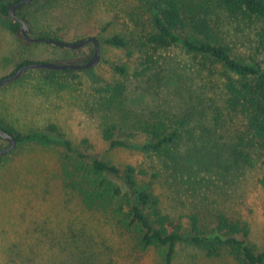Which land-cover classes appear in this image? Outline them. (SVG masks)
Instances as JSON below:
<instances>
[{
	"label": "rangeland",
	"instance_id": "rangeland-1",
	"mask_svg": "<svg viewBox=\"0 0 264 264\" xmlns=\"http://www.w3.org/2000/svg\"><path fill=\"white\" fill-rule=\"evenodd\" d=\"M48 1L39 0L23 10L31 19L33 37L49 27L65 42L94 37L100 41V57L91 70H71L73 73L67 74L29 69L0 87V117L5 124L22 136L35 135L0 156V264H160L155 250L130 256L123 238L110 223H101L100 232H95L89 248L76 247L65 239L69 223L85 221L89 229H94L97 221L81 211L75 200L64 196L62 138L45 131L49 124H55L63 139L82 152L81 141L87 139L92 147L91 158L109 160L119 166L141 165L146 161V153L140 149L109 148L99 134L100 116L84 96L95 80L111 79L107 63L133 65L134 60L127 57L125 50L102 41L114 34L129 36L136 32L130 17L140 18L142 11L135 0H57L53 1V7L45 9ZM34 17L38 20L32 23ZM219 18L221 29L239 46L240 54L248 53L253 44L248 24L223 13H219ZM10 20V17L0 19V79L8 77L26 60L77 64L92 49L91 44L70 50L22 42L20 35L9 29ZM63 26L65 29L60 31ZM164 57L165 60L162 57L158 60L165 64L160 91L147 93L133 86L128 94L131 104L179 110L187 101L200 97L205 102L203 117H207L203 126H190L191 132L179 149L176 169L167 171L155 184L162 208L174 217H184L185 223V216L190 213L208 220L217 213L239 218L248 225V242L261 250L264 168L259 163L244 166L230 161L225 145L231 128L209 123L214 109L225 113L221 108V78L206 72L197 75V65L178 48ZM179 76L186 80L183 87L175 84ZM139 86L143 88L145 84ZM43 136L46 138L42 139ZM0 145L6 147L7 143L0 140ZM207 247V243L194 245L186 240L178 245L173 264H237L225 252L216 258L207 257Z\"/></svg>",
	"mask_w": 264,
	"mask_h": 264
},
{
	"label": "trees",
	"instance_id": "trees-1",
	"mask_svg": "<svg viewBox=\"0 0 264 264\" xmlns=\"http://www.w3.org/2000/svg\"><path fill=\"white\" fill-rule=\"evenodd\" d=\"M20 1L0 0V19L10 17L8 9ZM53 1L57 0H49L45 9L53 7ZM38 2L33 0L16 13L26 21L32 37L31 19L23 10ZM135 3L143 14L140 18L130 17L137 31L129 36L114 34L102 41L125 50L127 57L134 60L133 65L107 63L111 79L95 80L84 91V96L100 116L99 134L109 148L140 149L146 153V161L141 165L119 166L109 160L91 158L92 147L87 139L81 141L83 152L79 151L73 148L71 141L63 139L55 124H49L45 131L62 138L64 196L75 200L81 211L88 212L97 221L94 229H89L85 221L69 223L65 239L76 247L89 248L103 222L110 223L123 238L125 250L132 257L155 250L160 264H173L178 245L187 240L194 245L207 243L206 255L210 258L225 252L237 264H264V242L261 250L248 242L249 229L245 221L223 213L209 220L190 213L185 216V223L184 217H174L164 210L157 195L155 184L167 171L176 169L179 149L191 132L190 126H203L207 117H203L204 101L195 97L177 110L132 105L128 95L133 86L147 93L159 92L165 64L158 60L161 57L165 60L164 54L172 49H180L197 65V75L206 72L221 78V108L225 113L214 109L209 123L231 128L225 145L228 159L237 165L259 163L264 168V0H135ZM219 13L248 24L253 38L248 53L240 54L239 46L221 29ZM10 19L9 29L20 35V25ZM37 20L34 17L32 23ZM50 28L40 30L35 37L65 42ZM62 29L65 27L59 30ZM20 39L24 42L21 35ZM92 53L93 48L88 57L77 64L85 63ZM30 63L36 62L23 61L10 75ZM62 72L73 73L71 70ZM175 81L181 87L186 82L181 76ZM140 84L145 86L140 88ZM194 118L201 119L195 121ZM0 128L17 143L35 136H22L1 117ZM3 148L5 146L0 145V150Z\"/></svg>",
	"mask_w": 264,
	"mask_h": 264
},
{
	"label": "water",
	"instance_id": "water-1",
	"mask_svg": "<svg viewBox=\"0 0 264 264\" xmlns=\"http://www.w3.org/2000/svg\"><path fill=\"white\" fill-rule=\"evenodd\" d=\"M32 1L33 0H21L20 2L12 5L8 9V15L20 25V35L24 41L28 43H41V44L54 45L59 48H66L70 50H77L84 47L87 44H91L93 48L92 56L83 64H56L52 62H36V63L23 65L20 68H18L12 75L1 79L0 87L18 79L25 71L29 69H49V70H58V71L86 70L94 67L99 61V57H100L99 41L94 37H88L74 43L55 41L53 39L32 37L29 33V26L26 23V21L19 18L16 14L19 8L30 4ZM0 138L6 141L7 143V146L0 150V156H2L10 152L12 149H14V147L17 144V141L7 132L3 131L1 128H0Z\"/></svg>",
	"mask_w": 264,
	"mask_h": 264
}]
</instances>
